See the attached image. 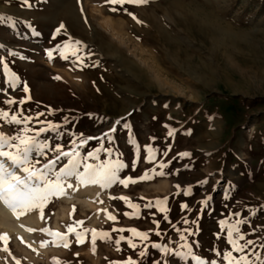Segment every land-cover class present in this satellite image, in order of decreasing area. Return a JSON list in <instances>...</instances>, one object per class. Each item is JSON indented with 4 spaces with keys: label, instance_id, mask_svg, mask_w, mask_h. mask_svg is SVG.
<instances>
[{
    "label": "rangeland",
    "instance_id": "rangeland-1",
    "mask_svg": "<svg viewBox=\"0 0 264 264\" xmlns=\"http://www.w3.org/2000/svg\"><path fill=\"white\" fill-rule=\"evenodd\" d=\"M0 157V264H264V0H0Z\"/></svg>",
    "mask_w": 264,
    "mask_h": 264
},
{
    "label": "bare ground",
    "instance_id": "bare-ground-1",
    "mask_svg": "<svg viewBox=\"0 0 264 264\" xmlns=\"http://www.w3.org/2000/svg\"><path fill=\"white\" fill-rule=\"evenodd\" d=\"M113 26L116 28L118 25L115 26L114 23L111 22V27H113ZM7 162H8L7 159L5 160L4 157H3V159H2V157H0V230L6 234H12L13 233L14 237L18 238V239H15L16 242H18V243L20 242V243H24V244L34 245L35 240H34V238H32V236L30 234V230L29 231L25 230L24 226L30 227V226H33L34 224L39 223L38 222L39 216H38V213L32 209V207H30V209H29V208H27L26 205H21V207H22L21 213L19 215L16 214V206H15L16 202L14 200L15 198H13L10 195V193L8 194V188L12 184V179H11L10 169H8L10 164L6 165ZM10 166H12V165H10ZM20 175H21V173H20ZM5 182H7V184ZM92 185H93V183H92ZM92 185L88 182L87 184H84L83 186H80L79 188L76 186L78 188V190L77 191L73 190V193L76 191L77 193L84 194V195L86 194V195L91 196L94 193L93 187H95ZM11 187H13V185ZM30 188H31V186L29 187V189ZM70 194L71 195L68 196V198L73 195L72 192ZM68 198H66V199H68ZM28 199H27V201H28ZM31 200H32V198H31ZM70 200H71V198H70ZM27 203L29 204V202H27ZM18 204H19V202H18ZM30 205H32V204H30ZM18 240H20V241H18Z\"/></svg>",
    "mask_w": 264,
    "mask_h": 264
}]
</instances>
